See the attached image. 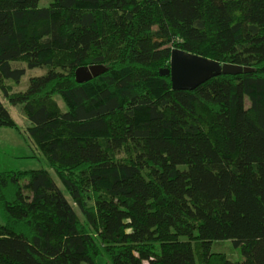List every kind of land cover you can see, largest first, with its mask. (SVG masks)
I'll return each mask as SVG.
<instances>
[{
    "label": "trees",
    "instance_id": "1",
    "mask_svg": "<svg viewBox=\"0 0 264 264\" xmlns=\"http://www.w3.org/2000/svg\"><path fill=\"white\" fill-rule=\"evenodd\" d=\"M40 2L0 0V92L68 198L0 172V264H264V0ZM175 49L253 72L173 91Z\"/></svg>",
    "mask_w": 264,
    "mask_h": 264
},
{
    "label": "rangeland",
    "instance_id": "2",
    "mask_svg": "<svg viewBox=\"0 0 264 264\" xmlns=\"http://www.w3.org/2000/svg\"><path fill=\"white\" fill-rule=\"evenodd\" d=\"M52 2L53 0H41L40 6L45 8ZM18 65H20V63H18ZM46 73L47 68L27 70L20 83L9 81L8 84L12 87L14 92H25L31 78L44 76ZM0 100L7 107V110L16 124V129L0 128V172L46 170L68 198V195L56 177L55 172L47 163L45 157L38 150L33 148L31 142L28 140L26 132L30 124L25 116L23 106H11L1 92ZM55 100L63 111L68 110L61 96H56ZM77 213L78 216H80L79 212ZM0 224H4V215L1 209ZM231 247L232 245L230 242H225L223 247H215L214 252L228 253L226 249L228 250ZM235 259L239 261L243 260L240 249L235 250ZM104 262V259H99L100 264H104Z\"/></svg>",
    "mask_w": 264,
    "mask_h": 264
},
{
    "label": "water",
    "instance_id": "3",
    "mask_svg": "<svg viewBox=\"0 0 264 264\" xmlns=\"http://www.w3.org/2000/svg\"><path fill=\"white\" fill-rule=\"evenodd\" d=\"M107 72L104 66L79 68L75 73L78 84H84ZM250 68L221 64L219 62L187 54L175 49L171 52L170 67L160 70L161 77L170 78L173 91H194L213 78L221 75L237 76L252 73Z\"/></svg>",
    "mask_w": 264,
    "mask_h": 264
}]
</instances>
